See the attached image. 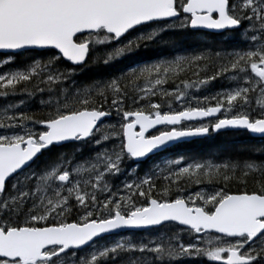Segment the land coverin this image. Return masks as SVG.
Listing matches in <instances>:
<instances>
[{"label": "snow or ice", "instance_id": "snow-or-ice-1", "mask_svg": "<svg viewBox=\"0 0 264 264\" xmlns=\"http://www.w3.org/2000/svg\"><path fill=\"white\" fill-rule=\"evenodd\" d=\"M200 30L237 46L173 54ZM0 50V264H264V0H0ZM225 129L260 143L118 183Z\"/></svg>", "mask_w": 264, "mask_h": 264}, {"label": "trees", "instance_id": "trees-1", "mask_svg": "<svg viewBox=\"0 0 264 264\" xmlns=\"http://www.w3.org/2000/svg\"><path fill=\"white\" fill-rule=\"evenodd\" d=\"M221 38L219 36H215L209 32L199 31L197 35L189 37L187 41H185L183 45V50L177 53H173L174 55H192L193 53H197L201 50L211 53L214 50L219 49H227L232 50L237 45L234 42H225L220 43ZM157 49L155 46H150L148 48H141L137 52L132 55L123 58L121 62L116 63L114 65L113 70L127 69L129 66L131 67H139L143 66L144 63L152 61L154 57L157 55ZM27 58V54L24 57H20V60H24ZM102 71V69L98 70ZM193 70H188L186 73H182L185 79L189 81L195 79L192 76ZM90 76H95L96 72L89 73ZM179 83V80L176 81ZM230 80L226 78H220L215 81H212L209 85L203 87L207 88V96L211 97L221 91L229 87ZM166 87L171 88L172 84L166 85ZM194 91V90H193ZM200 90L199 92H201ZM201 103L203 104V100L197 101L196 96L192 99L191 103ZM214 102V101H211ZM31 111L36 115H40L42 112L46 111L41 107L38 101H35L30 104ZM118 117H114L111 120L112 123H116ZM260 141L251 136V134L246 133L245 131H225L219 133H212L204 139L191 141L188 143H182L176 145L166 152L156 155L149 159L147 163L140 166V168L134 172L129 171V174L126 176L120 177V181L124 180H138L144 178L146 172L149 169H154L156 165L160 166V169L166 174L168 167L171 165L168 164V161L173 159H177L179 157L184 158V162H191L193 160H204V159H215L217 162L221 160H227L230 157H238L240 155L245 154V150L249 145L259 144ZM128 166L131 169H135V163L133 161H128ZM160 184H166L167 181L163 179V176H160L158 181ZM191 187V186H190ZM137 235L146 234L137 232Z\"/></svg>", "mask_w": 264, "mask_h": 264}, {"label": "water", "instance_id": "water-1", "mask_svg": "<svg viewBox=\"0 0 264 264\" xmlns=\"http://www.w3.org/2000/svg\"><path fill=\"white\" fill-rule=\"evenodd\" d=\"M210 31V30H209ZM0 51H3V50H0ZM225 130H232V129H225ZM222 131V130H221ZM195 138H200V137H190V138H184L183 140H192V139H195Z\"/></svg>", "mask_w": 264, "mask_h": 264}]
</instances>
